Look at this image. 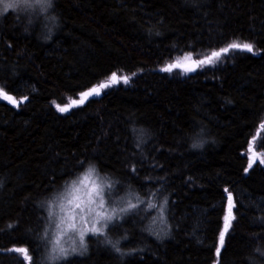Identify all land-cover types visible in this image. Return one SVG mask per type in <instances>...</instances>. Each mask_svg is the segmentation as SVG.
<instances>
[{
	"label": "trees",
	"instance_id": "obj_1",
	"mask_svg": "<svg viewBox=\"0 0 264 264\" xmlns=\"http://www.w3.org/2000/svg\"><path fill=\"white\" fill-rule=\"evenodd\" d=\"M233 43L253 51L221 52ZM178 61L197 66L163 70ZM0 93V264H50L46 203L88 168L143 200V223L126 212L108 243L56 264H264V0L10 9ZM149 204L166 233H149Z\"/></svg>",
	"mask_w": 264,
	"mask_h": 264
},
{
	"label": "rangeland",
	"instance_id": "obj_2",
	"mask_svg": "<svg viewBox=\"0 0 264 264\" xmlns=\"http://www.w3.org/2000/svg\"><path fill=\"white\" fill-rule=\"evenodd\" d=\"M35 7L40 13L46 12V9H41L39 6L35 5L31 8L22 10L17 9L16 11H29ZM188 64L189 62L178 61L175 67L187 72L186 69L192 67L181 69L179 65L187 66ZM85 94H88V92L81 94L76 101L81 102L85 99ZM91 95L97 94L91 91ZM0 98L5 99L1 94ZM88 169L70 181L46 203L45 209L48 216L45 228L46 259L50 264H56L73 257L78 258L83 256L87 250L90 239L99 242V244H101V242L104 244L108 243L109 237L114 230L128 228L129 219L123 218L124 220L122 221L121 217L126 212L134 211L133 216L135 220L133 225L139 226L143 223V200L137 199L135 197L136 195L134 196L132 194L133 191H126L120 194L117 193L112 182L102 176L94 168L92 174L89 175ZM81 181H83V183H81ZM93 185L101 186L104 192L108 194L103 208L98 206L100 197L96 196L95 193H91L90 195ZM89 199L93 201L91 204L88 203ZM69 201H71V203ZM144 201L145 203L147 202V200ZM129 203L135 205V207L129 208ZM77 204H79L80 207H77ZM90 209H95V211H90ZM121 209H124V211H121ZM150 210V218L152 221L149 223V227H147L150 229L149 233H159L160 235L166 233L168 225L164 220L165 215L163 216L164 206H157L154 212L153 207H150ZM97 212H102L105 217L111 216V219H101L96 215ZM226 217H229V206L226 211L223 230H225L226 223L227 228L229 227L232 214L227 221ZM69 224H75V228H70L68 226ZM93 224L101 231L98 233L88 231ZM134 228L139 230L138 227ZM82 232L84 233L83 242H81ZM139 233L142 234L143 232H138L137 235ZM133 235L136 236L135 234Z\"/></svg>",
	"mask_w": 264,
	"mask_h": 264
},
{
	"label": "snow or ice",
	"instance_id": "obj_3",
	"mask_svg": "<svg viewBox=\"0 0 264 264\" xmlns=\"http://www.w3.org/2000/svg\"><path fill=\"white\" fill-rule=\"evenodd\" d=\"M39 6L41 9H46L48 7H50V0H0V16H3V13H7L10 9H25V8H31L33 6ZM236 48H240V49H244L247 50L248 52H252L253 51V47L251 44H230L227 48H224L221 50V52L227 53L229 51V49H236ZM221 52H213L211 54L210 57L207 58V60L205 61H196L197 64H203L206 62H211L212 57H217L219 58V56L221 55ZM176 65L170 66L169 68L163 69L165 71H170L171 67H174ZM187 71H193V68H188L186 69ZM116 76L115 74H113L112 76V83H116ZM122 79L124 80L125 83L128 82V77H122ZM101 88H105L107 87V85H100ZM97 95H99V90L94 89L93 90ZM2 94V93H0ZM91 93L85 94V95H90ZM60 111H67V108H60ZM195 146V145H194ZM254 161H250L249 163V167L252 166V163ZM264 162V161H262ZM94 171L93 168L88 169V174L91 175L92 172ZM81 183H83V181H81ZM91 193H95L96 196L100 197L99 199V204L98 206L100 208L104 207L105 204V199L107 197V193L104 192L103 188L101 186H96L93 185L90 195ZM231 200L232 197L231 195H229V217L231 216ZM71 203V201H69ZM93 201L91 199H89L88 203L91 204ZM77 207H80L79 204H77ZM129 208H133L135 207V205L129 203L128 205ZM149 207H154V205L149 204ZM90 211H95V209H90ZM121 211H124V209H121ZM51 215V213H50ZM96 215L98 217H100L101 219H111V216L105 217L104 214L102 212H97ZM229 217H226V221L229 219ZM63 222V221H62ZM70 228H75V224H69L68 225ZM88 231L93 232V233H98L101 230L99 228H97L94 224L91 228L88 229ZM225 231H227V223L225 226ZM83 237H84V233H81V242H83ZM223 237H224V232H221L220 234V241L221 244L223 243ZM17 251H25L24 249H17ZM62 251V249H61ZM257 251L261 252V255H264V251H261L260 249H257ZM217 253H219V248L217 249Z\"/></svg>",
	"mask_w": 264,
	"mask_h": 264
},
{
	"label": "water",
	"instance_id": "obj_4",
	"mask_svg": "<svg viewBox=\"0 0 264 264\" xmlns=\"http://www.w3.org/2000/svg\"><path fill=\"white\" fill-rule=\"evenodd\" d=\"M191 66H197L196 63H191L188 66H183V67H191ZM250 147L252 148V144L250 145ZM252 154H254V152H252Z\"/></svg>",
	"mask_w": 264,
	"mask_h": 264
},
{
	"label": "clouds",
	"instance_id": "obj_5",
	"mask_svg": "<svg viewBox=\"0 0 264 264\" xmlns=\"http://www.w3.org/2000/svg\"><path fill=\"white\" fill-rule=\"evenodd\" d=\"M52 5H53V0H50V7H52ZM11 10H13L14 12L16 11L15 9H11ZM5 13H3V15H4ZM58 19V18H57Z\"/></svg>",
	"mask_w": 264,
	"mask_h": 264
}]
</instances>
